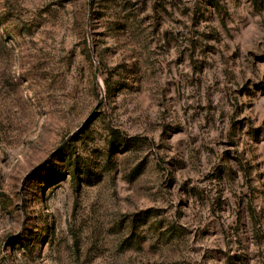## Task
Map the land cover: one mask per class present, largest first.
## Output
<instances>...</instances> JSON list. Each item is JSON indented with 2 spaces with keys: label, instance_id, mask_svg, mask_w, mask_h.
<instances>
[{
  "label": "rangeland",
  "instance_id": "obj_1",
  "mask_svg": "<svg viewBox=\"0 0 264 264\" xmlns=\"http://www.w3.org/2000/svg\"><path fill=\"white\" fill-rule=\"evenodd\" d=\"M0 264H264V0H0Z\"/></svg>",
  "mask_w": 264,
  "mask_h": 264
},
{
  "label": "trees",
  "instance_id": "obj_2",
  "mask_svg": "<svg viewBox=\"0 0 264 264\" xmlns=\"http://www.w3.org/2000/svg\"><path fill=\"white\" fill-rule=\"evenodd\" d=\"M113 134H115V132H113ZM128 142H129V143H133V142H135V140L132 139V140H129Z\"/></svg>",
  "mask_w": 264,
  "mask_h": 264
}]
</instances>
